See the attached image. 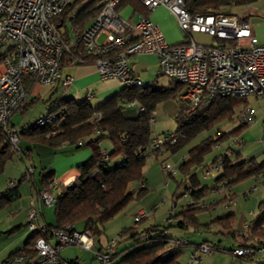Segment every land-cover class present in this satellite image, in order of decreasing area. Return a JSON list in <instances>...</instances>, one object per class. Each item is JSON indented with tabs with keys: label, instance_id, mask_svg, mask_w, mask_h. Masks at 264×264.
<instances>
[{
	"label": "built area",
	"instance_id": "obj_1",
	"mask_svg": "<svg viewBox=\"0 0 264 264\" xmlns=\"http://www.w3.org/2000/svg\"><path fill=\"white\" fill-rule=\"evenodd\" d=\"M74 1L0 0V128L16 151H19L21 128L12 129L10 123L29 102L32 86H52L60 82L67 89L73 85L74 78L63 76L62 71L68 65L65 57L71 54L74 43L66 40L61 29L67 24L72 27L75 22L79 10L67 11ZM123 1L104 0L99 15L79 37L82 44L79 55L95 58L93 65L101 79H115L124 88L145 87L133 76L130 61L135 55L153 54L158 58L157 76L173 78L181 84L184 87L181 98L189 106L203 109L215 97L264 99V45L253 34L247 20L224 13L193 14L188 9L189 0H137L148 11L164 7L175 16L184 35L182 42L170 44L151 20L145 18L133 24L123 19L118 12ZM197 35L208 36L217 43L200 42ZM102 36L104 40L100 42ZM80 56L73 57V61L77 62ZM154 117L155 113L153 120ZM53 119L50 115L39 118L22 131L47 126ZM243 120L252 124L255 118L247 112ZM95 133L100 131L96 129ZM181 137L178 133L160 135L146 152L149 157H156L163 154L167 144L174 145ZM233 155L230 150L226 152L227 157ZM223 160V157L219 158L215 171L222 170ZM164 170L167 174L178 172L170 163L164 165ZM33 173L34 169L29 168V174ZM209 174L207 172L206 176ZM14 186L15 181H10L8 188ZM57 187L58 182L54 180L50 188L56 190ZM41 196L40 201L46 206L56 201V197L47 191H42ZM39 211L41 213L40 206L32 200L27 227L42 235L36 241L34 251H21L4 264H61V249L69 246L91 252L100 264H112V244L105 252H100L94 250L95 238L90 232L77 231L73 225L63 229L40 226L36 223ZM148 216L142 210L135 221ZM179 245L181 243L177 242ZM233 254L239 257L264 255V247L239 246ZM212 255L210 244H201L190 255L189 264L197 263V256ZM79 263L80 260L75 261V264Z\"/></svg>",
	"mask_w": 264,
	"mask_h": 264
},
{
	"label": "trees",
	"instance_id": "obj_2",
	"mask_svg": "<svg viewBox=\"0 0 264 264\" xmlns=\"http://www.w3.org/2000/svg\"><path fill=\"white\" fill-rule=\"evenodd\" d=\"M84 1L75 0L67 11H73ZM126 1H123L120 6ZM257 1L189 0L188 9L193 14L225 13L224 9L229 6H244ZM103 4L104 0H91L78 11L73 23L76 38L74 41L76 42L72 47L71 54L65 57L68 62L75 65L94 64V57L88 55L81 57L79 55V51L82 50L79 37L86 27L99 15ZM66 40H68L67 37ZM78 56L80 58H78L77 62H74L73 57L77 58ZM183 89L184 87L179 83L168 89H154L151 85L128 87L97 107H94L89 100L77 102L69 99L59 104L49 114L43 116H53L54 119L51 124L44 127L30 128L27 132L22 131L30 124H34L38 118L20 127L19 137L29 138L39 144L47 145L51 148H59L64 144H69L74 146L76 150L89 149L91 151L90 158L77 167L80 173L77 180L69 187L62 188L56 194V201L52 205L55 223L46 226L47 228L59 229L66 224L73 225L75 230L80 232L88 231L98 239L104 233L107 223L125 211L131 203L139 202L147 196L149 190L146 186L145 166L146 159L149 156L146 148L153 144L158 137H154L152 133L153 113L156 112L159 104L177 97L180 94V90ZM90 94L87 95V98H90ZM133 103L140 106L142 111L136 118L126 117L124 114L125 106ZM184 103L181 104V108L185 112H190L189 116L192 118H188L186 122H182L180 117L177 118L179 128L175 133L181 134L182 137L174 145L167 144L163 148V154L157 155L156 159L160 155H164L165 152H169V157L167 158L175 156L187 143L191 142L202 132L211 130L217 124L233 121L236 118V109L241 106L244 107L247 99L215 97L203 109L189 106L185 101ZM29 104L27 103L19 111H26ZM97 115L100 116L97 117ZM246 124L242 117V126L234 132L219 133L216 138L209 137L204 142L190 149L188 157L183 159L182 162H178L175 165L168 162L178 169L176 174H167L164 170V164L162 165L164 174H167L168 178L176 183L177 188L173 195L174 202L181 197V192L184 193L183 195H189L194 202H201V200L210 196L212 192L225 194L224 200L216 202L215 205L207 204L208 209H201L188 203L180 212L171 214L168 221L176 222L172 226L173 228H178L188 233L191 230V232L196 233L211 231L212 227H219L220 233L225 230V235L236 237V233L233 234L231 231L233 226H235L234 214L212 219L209 223H202L199 214L225 203L230 197L228 196L229 192L237 182L259 177L260 175L264 176V160L261 162L253 158L242 160V157L235 153L233 156L227 157V151L222 156L215 158L211 167L209 164L204 163L205 155L211 151L213 145L221 140L224 141L230 135L238 134L240 130L247 126ZM96 129L100 133H95ZM162 135L168 136L170 134L165 133ZM47 136L52 137L49 139ZM105 140L110 141L112 145L111 150L108 152H104L102 148V143ZM16 152L7 135L0 128V177L3 175L7 164L13 160ZM221 157L224 158L222 170L215 171L214 166ZM232 158L235 159L232 160ZM196 167L197 170L198 167H202V175L205 178L210 176L214 178L212 188L202 187L197 170L193 171ZM29 168L34 169V166L30 165L27 168L26 175L21 179L10 180L15 181L16 186L9 189L8 184L10 181L8 182L5 193L0 196V207L2 203L17 197L19 183L26 180L29 176V178H32L33 174H29ZM207 172H210L209 176H206ZM178 174L182 177L181 179H177L176 175ZM51 178V176L41 177V187L38 189L40 192L50 191V186L53 183ZM133 184L139 185L138 191H132L131 186ZM258 209L262 213V217L257 222L249 224L248 234H241L245 242L240 245L237 244L231 250L219 248V245L210 241L191 243L188 240H175V238L166 235V230L171 227H165L161 230V226L156 225L140 231L136 227L125 228L122 230L120 237L127 238L125 241L131 240L134 246L123 250L122 252L126 256L122 258H119V253L113 254L112 264H181L179 258L183 248L190 247L194 250L191 254H194L199 246L204 243L210 244L213 253L217 250L233 254V250L239 246L252 249L263 248L264 199L260 202ZM148 214L150 216V213ZM135 224L140 225L141 223L135 221ZM39 234L34 233L29 245L12 255L21 251L32 253L35 243L40 237ZM177 242L181 243V245L177 246ZM236 257L247 259L248 261H253L257 258L261 264H264V261H262L264 255L261 254L252 257ZM197 258L198 261L195 264L200 263L204 257L197 256ZM69 263L75 264V262Z\"/></svg>",
	"mask_w": 264,
	"mask_h": 264
},
{
	"label": "crops",
	"instance_id": "obj_3",
	"mask_svg": "<svg viewBox=\"0 0 264 264\" xmlns=\"http://www.w3.org/2000/svg\"><path fill=\"white\" fill-rule=\"evenodd\" d=\"M120 16L123 19L128 20L129 22L136 24L142 19H149L151 20L162 32L165 39L170 44H178L182 42L183 40V33L181 32L177 20L175 16L164 7H159L153 11H148L146 8L142 6V4L137 0H127L122 6H120V9L118 10ZM224 14L228 15H236L240 19L247 20L250 25L253 34L258 38L260 44L264 45V0H258L255 3L244 5V6H229L224 9ZM69 25V24H68ZM64 34L67 37L69 42L75 43V30L72 25V27H65ZM196 39L200 42L210 44L214 43L215 40L205 36V35H197ZM67 62V66L63 69L62 74L63 76H72L74 78L73 85L70 88H63L60 82L52 85V86H32L30 91V103L27 107L30 109H33L34 106L41 102L42 107L36 115L33 116V119H30L27 121L24 125L28 124L32 120H36L40 117H43L51 112L55 107H57L59 104L63 103L66 100L73 99L77 102H81L84 100H89L90 103L97 107L100 104H102L104 101L112 98L119 92H121L124 89V86L115 79L110 80H103L97 73L94 65L92 64H83V65H75L74 63L68 62V60H65ZM130 67L131 71L134 77L139 79L144 85H152L155 83L157 79V72H158V58L157 56L153 54H141V55H135L131 58L130 61ZM90 90V98H87V95L89 94L88 91ZM254 99L257 102L261 99L257 98H249L247 99L246 105L243 107H239L236 109V118L241 122L240 126H242V117L240 115V112H249L252 114V116L257 120L260 124L261 130L260 135L258 138V144L260 147H257L256 149H252L253 155L249 157H244L242 154V151L240 149H233L232 140L235 143H238L239 147H247V146H255L256 142L254 144L255 140L248 141L247 139L250 137V134H248L249 127H245L244 129L240 130L238 133V138H233L232 135L222 141L225 144L228 143L224 148H222L221 143H217L216 146H218V149L221 148V150L215 155V157L210 161L209 166L211 167L214 159L218 158L224 150L232 151L236 155H240L243 159H255L258 162H261L264 160V116L260 117L258 115V111L256 107L253 106L251 100ZM264 101V99H262ZM131 106H137L136 104H131ZM156 114V112H155ZM264 115V114H263ZM259 117V120L257 119ZM156 117H154L155 120ZM22 125V126H24ZM250 126V125H249ZM236 128V129H237ZM234 129V131L236 130ZM232 131V132H234ZM219 133H230V132H222L219 130ZM241 135V136H240ZM160 136V135H159ZM243 137L245 141L242 143L239 141V138ZM247 140V143H245ZM245 144V145H244ZM250 144V145H249ZM232 148V149H231ZM224 151V153L226 152ZM17 154L19 155L18 158L15 155L12 162H9L5 168V171L3 175L0 177V196H2L5 193L6 186L10 180H19L27 173V168L31 165L34 166V173L32 178H27L23 182L19 183V186L17 188V197L11 201L5 202L1 204L0 207V264H4V262L14 253L17 251L23 250L26 248L33 236V232L29 231L27 227V214L28 209L30 206V203L32 200L37 202V205L40 206L41 214L38 218V223L40 225L48 226L53 225L55 223V216L54 215H47L44 204L40 201L39 192L40 190V180L42 176H51V180L57 181L59 186L62 188H67L71 184H73L77 178L80 176L79 171L77 170V167L81 164H83L85 161H87L91 156V151L89 149H80L76 150L74 146L69 144H64L59 148H51L47 145L42 144H32L31 142H24L22 146L19 148V151H17ZM167 157H169L167 154H165ZM164 156V155H163ZM178 156V155H177ZM187 155H182L176 159V163L182 162L183 159L187 158ZM168 159V158H167ZM166 159V160H167ZM235 158H232L234 160ZM168 162V161H166ZM164 163L163 161L161 162ZM208 166V168H209ZM39 173V183L37 182L36 175ZM163 169L162 166L155 168L154 166L150 167L146 174V186L147 189L152 191L153 189L158 190L160 192H166L168 195H170L173 198V195L176 191V183L173 180H167L165 178V175L162 176ZM203 173V171H202ZM182 177L179 176L177 179H181ZM254 179V190L257 189L260 191L263 190V186L260 187L257 186L259 183H264V177H253ZM261 179V180H260ZM201 184L203 188H212L214 185V178L212 176L205 178L202 175ZM234 187L229 192L228 196H230L225 203L221 204L218 207H215L211 209L209 212L214 213L216 216L209 217L206 216L205 220L202 219L203 215H200V221L202 223H209L210 220L218 218V217H224L228 214H236L233 212H229L231 210V206H236L237 201L235 199L234 195ZM149 193L147 194V196ZM225 194H220L217 192H212L209 197L206 199L207 204H212L213 202H218L221 200H224ZM146 196V197H147ZM183 196V193H182ZM143 198V200L146 199ZM234 199V204H230L229 199ZM264 199V197H260L258 199V206L260 202ZM143 200L139 202H135V207L131 210H128L127 217H131L134 221V223L130 226L124 225L125 228L130 227H136L138 230H141V227L138 224H135V217L138 215V213L142 210L147 211V207L143 205ZM192 200V199H191ZM52 207V206H51ZM149 210V209H148ZM159 210V205L154 206L153 211L150 213V216L144 220H153L151 222V226L158 225V219L155 212ZM149 213V212H148ZM212 216V215H211ZM255 216V214L253 215ZM169 217V215L167 216ZM166 217V219H168ZM164 219V220H166ZM141 222V223H142ZM251 223H244L243 229H246V231H242V233H246L248 230V226ZM105 232V231H104ZM122 232V231H121ZM121 232H119L117 235H114V237H109L106 231V234L103 233L100 238H96V246L94 247V250L105 252L107 249L108 244H112V246L115 247L116 254L119 255V258L126 256L122 251L125 249H130L134 246L133 242L125 241L127 238H121ZM188 233L187 231H183ZM193 234V238L196 239L197 237L201 238L200 242H197L192 239H188L187 237H180L175 238V240H188L189 242H205L207 240H204L203 237H200L197 235V232H190ZM104 234L106 235L104 237ZM53 244H56L55 240H52ZM240 245V243H238ZM71 247V246H69ZM64 247L61 249L60 252V261L61 264H64L65 262H75L76 260H80L79 264H100L98 260L95 259L94 255L82 249V251H79V253H76L74 255H68L66 253V248ZM78 247V246H75ZM187 249H190L189 255L194 252L193 249L190 247H186ZM184 249V248H183ZM182 249V253H183ZM189 262V260H188ZM201 263V261H200ZM198 263V264H200Z\"/></svg>",
	"mask_w": 264,
	"mask_h": 264
},
{
	"label": "rangeland",
	"instance_id": "obj_4",
	"mask_svg": "<svg viewBox=\"0 0 264 264\" xmlns=\"http://www.w3.org/2000/svg\"><path fill=\"white\" fill-rule=\"evenodd\" d=\"M91 2V0H85L82 4H80L78 7H76V11L77 9L80 10L84 5H86L87 3ZM71 27V24H67L65 27ZM65 28L61 29V32H64ZM182 32V31H181ZM183 33V32H182ZM104 40V37L102 36L100 39V42H102ZM217 42L215 41V44ZM177 84V82L173 79V78H169L166 76H161L158 79H156L155 83H153L151 86L154 89H168V88H172ZM180 94H178L177 97L169 99L165 102H162L161 104H159L157 106L156 109V118L155 120L152 122V133L153 136H159L162 134H172L175 133L178 128H179V124L177 121V118H182V122H186L188 118H192L191 116H189L191 113L190 112H185L183 108H181V104H185L183 99L181 98V96L184 93V89L180 90L179 92ZM252 104L254 107H256L257 111H258V115L260 117L264 116V101H262V99L260 101H256L254 99L251 100ZM42 103L39 102L37 103L33 109L28 108L26 111H18L15 116L12 118L11 120V124L10 127L12 129H19L20 127H22V125H24L27 121H29L30 119H33V116L36 115V113H38L42 107ZM141 108L140 106H131V105H126L125 109H124V114L127 117H131V118H136L138 117V115L141 113ZM194 112V111H192ZM248 112V111H247ZM247 112H240L241 117L245 116V114H247ZM259 120V117L257 118ZM34 121V120H32ZM30 121V122H32ZM240 121L237 118H234L233 121H227V122H223L220 124H217L214 128H212L211 130H207L202 132L201 134H199L195 139H193L191 142L187 143L182 150H180V152L178 154H176L175 156H172L170 158H167V156L165 154H167L169 156V152H165L164 156L160 155L158 159H156V157L152 156L146 159V166H145V174H147V171L150 167L154 166L155 168L160 167L168 162H170L171 164L175 165L176 163V159L182 155H187L189 154V150L196 147L197 145H199L200 143L204 142L206 139H208L209 137H214L216 138L218 136V132L219 130L222 132H232L234 131V129H236L238 126H240ZM260 124L257 120H255L252 124H246L249 130L248 134H250V137L247 139L248 141H254V144L256 142V145L254 146H247V147H239L238 143H235L232 140V144H233V149H240V151H242V154L244 157H249L253 155V151L252 149H256L257 147H260L258 144V138L260 135V130L261 127ZM244 125V124H243ZM250 125V126H249ZM241 136V135H240ZM47 137V138H51ZM233 138H238V134L232 135ZM246 139V138H245ZM245 139L243 137L239 138L240 142H244ZM247 140L245 143H247ZM19 141L20 143L18 144V148H20L22 146V144L24 142H31L32 144H39L34 140H30L29 138L26 137H19ZM218 143H221L220 146L224 143H222V140ZM226 145H228V143H224V145H222V148H224ZM245 145V144H244ZM248 145V143H247ZM250 145V144H249ZM102 148L104 149V152H108L111 150L112 145L110 143V141L105 140L102 143ZM232 149V148H231ZM221 150L218 149V146L213 145V147L211 148V151L209 153H207L205 155V160L204 163L205 164H209L210 161H212V159L215 157V155ZM226 151V150H224ZM223 153L220 155L222 156L224 154ZM15 155L18 158V154L17 152L15 153ZM178 155V156H177ZM219 157V156H218ZM164 162L163 164L161 162ZM168 161V162H166ZM12 162V160L10 161ZM197 170V167L193 169ZM197 174L199 175V178L202 179V167H198L197 170ZM165 175L164 172L162 173V176ZM179 174L176 175L177 178H179ZM262 177V175H260ZM30 177V176H29ZM28 177V178H29ZM264 177V176H263ZM39 178L40 175L39 173H37L36 175V179L37 182L39 183ZM165 178L167 180H170L167 176V174L165 175ZM30 179V178H29ZM261 180V179H260ZM171 181V180H170ZM254 179L253 178H248L246 180H242L240 182H237L234 185V195H235V199L237 201V205L231 206V210H229V212H233L236 214L235 216V226H233L232 228V232L233 234L236 233V237L233 238L232 236H227L225 235V230L224 232L220 233L219 227H212L211 231H201V232H197V235H199L200 237H203L204 240L210 241L211 243L217 244L219 245V248H225L228 250L233 249L234 247L237 246L238 243L243 244L245 242L244 237L241 234L242 231H246V229H243V225L244 223H251L253 224L254 222H257L260 217H262V213H260L259 209H258V199H260V197H264V183H259L257 186L260 185V187L263 186V190L260 191L257 189L256 191L254 190ZM62 189V187L59 186L56 190H52L50 188V191H47L49 194L52 193V195H54L56 197V194ZM131 189L133 192H136L139 190V185L138 184H133L131 186ZM42 192V191H41ZM41 192L39 193L40 199H41ZM184 194V193H183ZM179 199L177 201L174 202L173 198L168 195L166 192H160L158 190L153 189L152 191L149 192V195L146 197L145 200H143V205L145 207H147V211L151 213L153 211L154 206L159 205V210L157 212H155V214L157 215V219H158V226H161L160 229L163 230V228L165 227H171L168 228L166 231V235L169 237H173V238H180V237H187L188 239H192L195 240L197 242H200L199 237H197L196 239H194L192 236L193 234L191 233H186L183 232L182 230L178 229V228H173L172 226H174V224H176L175 221H168V219L170 218L171 214H175L181 211V209L189 204L198 206L199 208L203 209H208V205L206 203V198H204L203 200H201V202H194L193 199L191 200V197L189 195H183L182 196V192L180 193ZM210 199V196H208ZM230 204H234V199L230 198L229 199ZM216 202H213L212 204L215 205ZM176 204V205H175ZM31 205V203H30ZM45 206V205H44ZM52 206V205H51ZM51 206H45V210H46V214L49 215H54V209ZM220 206V205H218ZM217 206V207H218ZM135 207V202L131 203L127 209L131 210ZM212 208V207H211ZM215 208V207H213ZM30 209V206H29ZM29 209H28V214H27V221H28V216H29ZM123 211L121 214H119L114 220L110 221L109 223H107L106 227H105V234L107 231V234L109 237H114V235H117L119 232H121L124 229V225L130 226L134 223L133 219L131 217H127L128 215V210ZM149 209V210H148ZM41 210V209H40ZM40 211L37 217V221L36 223H38V218L40 216ZM255 214V216H253ZM169 215V217H167ZM200 215H203L202 219L205 220L206 216L209 217H215L216 215L214 213H210L209 211L206 212H202ZM206 215V216H205ZM212 215V216H211ZM166 217L168 219H166ZM148 218V217H147ZM145 219V218H144ZM166 219V220H164ZM143 220V219H142ZM142 220H140L138 223H141ZM211 221V220H210ZM151 222H153V220H144L139 226L141 227V229H145L151 226ZM39 224V223H38ZM40 225V224H39ZM68 224L64 225L62 228L59 229H63L65 226H67ZM40 226H44V225H40ZM46 227V226H45ZM88 232V231H87ZM248 230L245 234H248ZM91 234V233H90ZM104 234V237L107 235ZM41 238L42 235L41 233L39 234ZM93 236V235H92ZM95 238V246H96V237L93 236ZM110 244V243H109ZM108 244V245H109ZM108 247V246H107ZM177 248V247H176ZM113 252H111L112 255V259H113V254H115V247L112 246ZM66 253L68 255H74L76 253H79V251H82L81 248L79 247H75V246H71L69 248H66ZM189 251L190 249L184 248L183 249V253L181 254L179 261L181 264H188V260H189ZM191 252V251H190ZM262 261H264V259H262ZM200 264H261L258 259L256 258L253 261H248L247 259H239L238 257L234 256L233 254L229 253V252H221V251H215L213 253L212 256L210 257H204L201 261Z\"/></svg>",
	"mask_w": 264,
	"mask_h": 264
}]
</instances>
